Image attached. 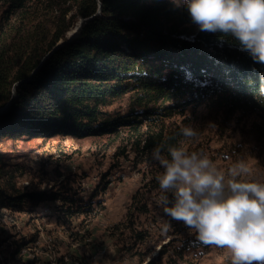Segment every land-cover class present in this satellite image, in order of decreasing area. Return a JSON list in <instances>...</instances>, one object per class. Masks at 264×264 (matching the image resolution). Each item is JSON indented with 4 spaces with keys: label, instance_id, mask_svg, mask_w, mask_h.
Instances as JSON below:
<instances>
[{
    "label": "rangeland",
    "instance_id": "obj_1",
    "mask_svg": "<svg viewBox=\"0 0 264 264\" xmlns=\"http://www.w3.org/2000/svg\"><path fill=\"white\" fill-rule=\"evenodd\" d=\"M172 1L184 6L182 0ZM71 4L27 0L23 8L11 9L8 0H0V32L11 31L9 38L16 42H32L35 25L47 37L56 27L68 26V38L67 31L81 18L74 17ZM127 107L125 94L105 108L124 114ZM258 121L257 114H229L205 101L169 114L158 111L112 133L3 137L0 188L45 195L0 205V264H231L226 248L200 243L157 203L155 176L162 169L152 160L154 147L143 148V142L149 129L180 132L181 125H191L198 136L186 139L179 133V146L203 151L221 170L244 161L264 182Z\"/></svg>",
    "mask_w": 264,
    "mask_h": 264
},
{
    "label": "trees",
    "instance_id": "obj_2",
    "mask_svg": "<svg viewBox=\"0 0 264 264\" xmlns=\"http://www.w3.org/2000/svg\"><path fill=\"white\" fill-rule=\"evenodd\" d=\"M26 1L8 0V7L23 8ZM71 1L74 17L89 18L81 29L77 19L66 33L74 36L69 40L64 35L68 26L56 27L47 37L35 25L32 42H16L9 38L11 31L1 29L0 140L112 133L120 125L143 123L158 111L169 114L205 101L229 114H257L254 127L264 138V96L257 88L264 66L233 37L200 30L186 7L172 0ZM125 94L126 113L106 110ZM179 133L149 129L143 148L179 146ZM44 195L0 188V205Z\"/></svg>",
    "mask_w": 264,
    "mask_h": 264
},
{
    "label": "clouds",
    "instance_id": "obj_3",
    "mask_svg": "<svg viewBox=\"0 0 264 264\" xmlns=\"http://www.w3.org/2000/svg\"><path fill=\"white\" fill-rule=\"evenodd\" d=\"M182 3L200 30L233 37L264 66V0ZM257 88L264 96V72ZM180 134L198 136L191 125H181ZM151 157L162 169L155 176L157 203L167 216L182 222L200 243L226 248L231 264H264V182L250 165L237 161L221 170L203 151L170 144L153 148Z\"/></svg>",
    "mask_w": 264,
    "mask_h": 264
},
{
    "label": "water",
    "instance_id": "obj_4",
    "mask_svg": "<svg viewBox=\"0 0 264 264\" xmlns=\"http://www.w3.org/2000/svg\"><path fill=\"white\" fill-rule=\"evenodd\" d=\"M99 9H100V5H99V7H98V11H99ZM91 17V16H90ZM89 18V17H88ZM87 17H81L80 18V21H81V25H80V29H81V27H82V24L84 23V21L85 20H87L88 19ZM74 36H69L68 38H67V40H69V39H71V38H73ZM63 42V40H59L58 42H57V44L54 46V48L56 47V46H58V45H60L61 43ZM53 48V49H54ZM50 51H52V50H50ZM49 51V52H50Z\"/></svg>",
    "mask_w": 264,
    "mask_h": 264
}]
</instances>
